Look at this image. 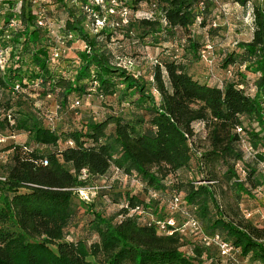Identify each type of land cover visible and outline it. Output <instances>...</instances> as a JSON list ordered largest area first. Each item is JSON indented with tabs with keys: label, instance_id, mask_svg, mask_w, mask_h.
I'll return each mask as SVG.
<instances>
[{
	"label": "trees",
	"instance_id": "trees-1",
	"mask_svg": "<svg viewBox=\"0 0 264 264\" xmlns=\"http://www.w3.org/2000/svg\"><path fill=\"white\" fill-rule=\"evenodd\" d=\"M248 2L251 24L243 19ZM141 3L149 4L152 13L137 21L133 16ZM231 3L233 9H241V21L251 35L247 41H236V50L222 58L221 67L230 78L220 84L199 80L189 67L203 57L192 30L207 25L212 0H101L99 4L6 0L1 4L0 48L9 49V54L0 71V136L16 131L26 133L27 139L2 148L7 159L0 163V264H91L90 259L101 264H213L211 250L198 245L189 254L181 249L190 244L186 237L162 234L138 216H128V209L135 206L158 216L165 212L146 196L122 193L112 185L100 187L97 194L108 196L120 208L109 217L92 210L89 229L97 239H66L76 206L75 190L110 169L139 179L144 192L164 189L171 198L183 192L185 204L194 208L207 234L219 233L240 248L241 257L264 264V226L246 218L239 208L242 194L250 195L264 184L256 169L245 163V155L252 154L264 164L260 150L264 146V3ZM84 6L105 17L107 26L94 31ZM52 8L65 14L57 28ZM122 8L130 12L125 24L119 20ZM222 11H227L225 6ZM39 19L52 26L38 25ZM112 22L118 25L112 27ZM135 25L137 36H150L154 46L162 35L163 42L183 36L187 47L176 54L174 48L164 46L163 60H155L146 75H135L116 65L107 48L114 32L130 33ZM73 42L84 47L76 51L73 73L64 76L54 67L60 48ZM33 95L41 103L53 95L56 111L66 108L71 96H75L74 108L76 101L79 105L92 95L100 100L116 96L127 111L101 120L89 117L79 127L57 131L44 124L43 111L32 108L37 100ZM200 134L202 149L197 145ZM183 170L190 173L187 181L180 175ZM223 184L230 187L233 200L224 204L216 193Z\"/></svg>",
	"mask_w": 264,
	"mask_h": 264
},
{
	"label": "rangeland",
	"instance_id": "rangeland-1",
	"mask_svg": "<svg viewBox=\"0 0 264 264\" xmlns=\"http://www.w3.org/2000/svg\"><path fill=\"white\" fill-rule=\"evenodd\" d=\"M212 2L213 6L211 7V14L207 17V25L205 27L196 25L192 30L193 38L198 40L199 44H201L199 49L200 57L202 55L206 58H200L199 61L190 64L189 67L190 71L194 73L196 77L202 78L212 84H220V82L227 77L221 67L222 58L227 52L234 49L236 50L235 43L237 40L247 41L250 38L251 29L241 21V16L243 14L241 9L232 8L231 0H212ZM223 6L226 8V12L222 11ZM53 8L52 16L54 18L55 28H57L58 22L65 17V14L62 9L54 10ZM151 13V6L146 3H141L133 18H136L138 21V19L150 16ZM136 20L135 22H137ZM136 26L137 25H135L130 33H123L122 31L114 32L113 37L107 42V48H109L114 55V61L121 63L126 59V62L130 60L132 63L130 69L136 74L140 73L146 75L155 63V60L162 61L166 56V51H164L166 49L164 46L174 48L176 54H181L182 49L187 47V41L183 36L171 42H163L162 35L160 36L161 39L159 43L154 46L150 36L143 39L137 36L138 30H136ZM180 36L179 34L178 37ZM82 48L83 44L81 42H73L70 45L61 47V57L54 67L56 72L64 76L72 74L77 62L76 51ZM176 49L179 51H176ZM249 86L248 84V90H250ZM1 96L3 97L4 95L1 94ZM73 97L75 96H71L68 100L66 108L56 111V98L53 95L44 97L42 103L37 99L38 96L36 97V95H33L32 98L37 100H34L32 108H38L40 111H43L46 116L45 118H47L44 120V124L57 129V131L79 127L81 121L89 117L101 120L109 114L119 113L121 109L127 111V105H121L116 99V96L100 100L92 95L89 99L83 100L81 104L76 105L77 107L75 108L71 107L75 100ZM4 98L6 97L4 96ZM49 117H51V120ZM108 131H111V127H109ZM6 134L4 140L0 141V163L7 159V152L2 151V148L12 142L23 143L27 139V134L23 132L9 131L6 132ZM202 137L201 134L197 136V145L201 149L205 146ZM240 145L243 146V143ZM260 150L264 153V146H262ZM245 163L253 166L256 169V177H260V179L264 180V164L262 162H257L252 154H246ZM180 175L183 180L187 181L190 173L183 170ZM197 176L199 177L200 175ZM92 181V184L90 183L75 190L77 193L74 199V205L76 206L73 218L65 229V236L68 240H77L86 237L89 241L96 240V235L91 233L89 229L92 210L99 211L104 217H109L119 210V204L113 203L108 196H99L97 194L99 187H108L112 185L115 190H119L122 193L125 190L139 193L151 200V203L156 204L158 207H162L165 213L171 212L169 208L171 195L167 191H164V189L161 191L148 189V191L144 192V184L134 176H126L110 169L104 177L96 178ZM247 186H249L248 183ZM216 193L222 204L227 200L233 201L231 197L232 191L226 184H223L222 187H216ZM180 194L183 195L184 193L182 192ZM117 196L120 197V194ZM78 200H82L84 204H80ZM239 208L242 210V213L244 210L251 212L253 214L252 221L254 222H256V219L258 220L260 216H264V184L252 189L250 195L242 194ZM210 211L214 214L212 207ZM179 220L181 219L179 218ZM211 251L213 264H230L228 260L217 256V252L214 250ZM243 259L244 260H241V264H260L257 261H253L250 256ZM90 261L91 264H101L93 259H90Z\"/></svg>",
	"mask_w": 264,
	"mask_h": 264
},
{
	"label": "built area",
	"instance_id": "built-area-1",
	"mask_svg": "<svg viewBox=\"0 0 264 264\" xmlns=\"http://www.w3.org/2000/svg\"><path fill=\"white\" fill-rule=\"evenodd\" d=\"M6 0H0V21H1V15H2V9L1 4ZM95 4H99L101 0H93ZM264 3V0H260V3ZM250 2H248V10L246 14L244 15L243 19L245 23L251 24L253 22V15L252 10H250ZM83 9L86 11V14L88 15L89 20L91 21V26L94 31H98L105 26H107L108 21L105 17H97L93 13V9L89 6H84ZM110 12H113V10H109ZM130 14L129 10L126 8H122L119 12V20L122 24L127 23L128 21V15ZM94 17V18H93ZM38 25L41 26H47L50 28L52 26L51 22H45L43 19H39L37 21ZM13 25V24H12ZM112 27L117 26L118 23L112 22L110 24ZM52 31V30H51ZM53 32V31H52ZM68 38H71V35H67ZM84 47V45H83ZM8 54L9 49H2L0 48V71H2L8 60ZM203 58H206L203 56ZM127 60V59H126ZM126 60L122 61L121 63L116 62V65L121 66L128 71H132L130 69L132 63L130 60L126 62ZM135 75V72H133ZM19 86L16 85V89H18ZM78 104V102H75V106ZM237 131H240V128H237ZM4 137L0 136V141H3ZM245 151L248 153L250 151V148L248 146H245ZM115 172H118L117 169H114ZM243 173V172H242ZM199 183H206L202 181H197L196 184ZM100 188V187H99ZM98 188V189H99ZM97 189V188H96ZM98 191V190H97ZM126 206V205H125ZM170 211L169 213H164L163 216H158L153 213H149L144 208L140 206H135L133 208L128 209V216L136 215L138 216V220L141 223L146 224L147 226H154L160 233L172 235L173 233H178L184 237H186L190 244L188 246H184L181 249L185 250L189 254H192V248L194 246H201L205 249L214 250L217 252V256L220 258H224L225 260H228L230 264H241V260H244L243 258L247 257H241L240 248L235 247L230 242L224 240L219 233L214 234H207L199 219L196 217L194 213V208H189L185 204V200L183 198L182 194H176L174 195L170 200ZM244 216L248 219H253V214L251 212H248L247 210L243 211ZM179 218L181 220H179ZM254 222V221H253ZM260 226H264V216H260L259 219H256V222H254Z\"/></svg>",
	"mask_w": 264,
	"mask_h": 264
},
{
	"label": "crops",
	"instance_id": "crops-1",
	"mask_svg": "<svg viewBox=\"0 0 264 264\" xmlns=\"http://www.w3.org/2000/svg\"><path fill=\"white\" fill-rule=\"evenodd\" d=\"M237 41H239V40H237ZM198 78V77H197ZM199 80H201V81H203V82H207L206 80H204V79H200V78H198Z\"/></svg>",
	"mask_w": 264,
	"mask_h": 264
}]
</instances>
